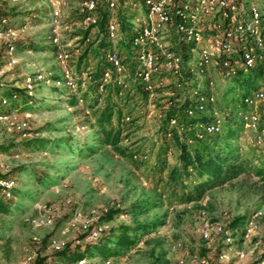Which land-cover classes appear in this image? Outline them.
Instances as JSON below:
<instances>
[{
    "label": "rangeland",
    "instance_id": "rangeland-1",
    "mask_svg": "<svg viewBox=\"0 0 264 264\" xmlns=\"http://www.w3.org/2000/svg\"><path fill=\"white\" fill-rule=\"evenodd\" d=\"M84 1L2 0L1 88L24 89L27 77L41 71L51 72L53 79L62 77L51 42L50 17L54 10L62 11L61 40L64 44L72 43L75 46L79 43L76 38L82 36L79 34L82 31L80 9ZM258 2L264 8V0ZM128 13L126 17L129 18L144 16L143 12L137 14L129 10ZM4 20L6 23H3ZM9 28L19 30L16 39L9 36ZM11 44L15 45L12 52ZM227 84L228 80L218 73H214L211 79L195 81V86L199 85L204 94L215 96L214 105L208 106L209 112L203 114L210 116L212 121L226 119L234 107L231 96L227 100L224 98ZM236 87L231 84L228 90H235ZM73 94L67 88L40 86L30 109L23 108V103L18 108L3 106L0 98V115H14L18 122L27 123V129L23 131L18 129L17 121L0 122V145H16L3 153L4 168L0 175L12 181V189L20 194L7 199L11 214H0V264H19L28 258L34 259L35 255L34 264H37L40 256L50 255L48 242L53 237L65 240L72 247L84 245L90 241L83 228L87 222L91 227L107 225L108 232L122 225L133 224L134 216L128 213L115 215L109 222L106 219L111 210L128 209L130 204L138 201L150 202L149 209L139 222L157 221L163 224L135 249L115 258V264H155L152 250L158 247L157 240L163 242L172 264H179L182 258L187 264H199L195 256L207 259L209 256L212 264H221L218 252L221 249L220 238L212 235L210 240H203V232L222 221L221 216L226 212L227 223L244 218L238 230L241 233L253 212L264 209L260 193L253 188L256 179L243 176L233 186L206 195L199 206L171 205L158 191L162 185H156L158 179L152 171L159 157L171 165L176 163L178 157L172 136L160 128L164 112L171 107L169 103L172 99L166 90H158L152 105L141 102V94L135 93L128 95L123 106L118 107L123 115L131 114L133 118L131 123L122 124L121 143V147L129 149L128 154L134 155L133 158L120 156L110 147L95 144L98 139L97 119L102 109L93 113L95 121L85 115L82 106L70 111L69 101ZM93 98L89 96V102H94ZM235 101L237 117L242 115L244 119V116L254 112L240 98L237 97ZM256 113L260 118L264 117V103ZM82 125H88V129L78 130ZM114 125H118L117 120ZM187 126L184 125L185 130L192 133L190 130L193 128L188 129ZM33 139H71L72 142L56 150L41 151L22 146ZM234 145L240 149L241 156L253 160L255 166L262 164L264 147L256 144L253 129L244 126ZM22 168L47 173L54 181L53 187L41 186L33 178L20 174L18 169ZM35 238L38 242H35ZM178 242L182 243V249L175 250ZM237 250L243 257L238 258L236 254L233 264H264V220L260 222L255 235L245 243L241 241ZM90 264H103V260L92 258Z\"/></svg>",
    "mask_w": 264,
    "mask_h": 264
},
{
    "label": "built area",
    "instance_id": "built-area-1",
    "mask_svg": "<svg viewBox=\"0 0 264 264\" xmlns=\"http://www.w3.org/2000/svg\"><path fill=\"white\" fill-rule=\"evenodd\" d=\"M129 10L137 14L143 12L144 16L126 17ZM101 12L108 13L103 31L98 25ZM80 14L81 30L90 33L84 42V36H78L79 43L73 46L61 40L62 11L52 12L51 42L62 77L53 79L51 72L44 71L27 77L23 87L28 96L35 97L40 86L67 88L77 101V106H69V110L82 106L85 115L93 118V113L103 109L109 97L121 108L128 95L137 93L141 94L138 96L141 102L152 105L158 90L163 88L172 99L169 106L189 101L185 114L194 119L209 112L208 106L215 103L213 94H204L199 85L195 86L197 79H211L218 73L229 83L259 70L262 72L259 88L243 100L245 106L254 109L251 115L244 116V126L256 132V144L264 147V130H259L260 117L256 113L264 103V8L258 0H85ZM121 15L126 17L125 29ZM8 34L16 39L19 30L9 28ZM103 40L107 46L97 48L98 58L91 53L83 56L90 44L98 47ZM14 50L15 45L11 44L10 51ZM99 67L105 69L97 76ZM89 96L95 98L94 102H89ZM2 104L8 106L9 100L2 98ZM5 120L17 121L19 130L27 129V123L18 122L17 116L0 115V122ZM132 120L131 114H124L122 124ZM223 123L224 118L207 124L197 123L193 127L195 136L203 139L220 134ZM178 125L177 118L171 119V127ZM87 129L88 125L78 128ZM3 158L0 153V171L4 168ZM13 185L9 179L0 178L1 193L6 199L13 197ZM221 217L222 221L204 230L202 238L210 240L212 235L218 236L221 240L219 262L233 264L236 256L243 257L242 253H237L239 243L247 242L258 231L264 220V209L253 212L241 233L239 228L229 227L228 213ZM83 228L91 241L108 232L104 224L91 227L87 222ZM34 240L38 242L37 238ZM67 246L65 240L53 237L48 242V252L60 253ZM174 249H182V243L178 242ZM35 257L19 264H34ZM195 258L199 264H212L207 258ZM75 264H90V259ZM103 264H115V258H108ZM179 264H187V261L182 258Z\"/></svg>",
    "mask_w": 264,
    "mask_h": 264
},
{
    "label": "trees",
    "instance_id": "trees-1",
    "mask_svg": "<svg viewBox=\"0 0 264 264\" xmlns=\"http://www.w3.org/2000/svg\"><path fill=\"white\" fill-rule=\"evenodd\" d=\"M107 20L108 13L101 12L98 21L101 31H103ZM121 20L123 29H125L126 17L121 15ZM89 33V30L79 32V34L84 36L82 42L85 41ZM105 46H107L105 40L98 47L90 44L86 48L83 56L86 57L91 53L98 58L100 55L97 48H104ZM31 47L35 48L34 45H31ZM103 69L105 68H98L97 76ZM261 74L262 72L258 70L247 76L235 78L227 84V91L224 98L226 99L231 96V103L234 104V107L229 117L224 118L223 129L220 134L205 136L203 139L195 136V133H193L194 130L191 128L197 123H210L212 119L207 116L194 119L188 118L185 114V108L188 106L189 101L184 104L171 106L164 112L165 115L160 128L172 136V141L178 149V157L176 163L172 165L166 159L159 157L154 163L152 171L158 179V184L156 185H162L158 191L166 197L171 205L199 206L206 195L215 190L233 186L243 176L256 179L253 183V188L257 189L264 201V158L260 166H255L254 161L242 157L240 149L234 145L239 140L240 132L244 128L243 116L240 115V117H237L238 110L235 100L237 97L240 100H244L247 95L257 90L260 86ZM231 84L237 86L235 90H228V86ZM94 87L92 86L91 89H94ZM0 95V98L9 100L7 107L18 108L19 104L23 103V108L30 109L31 105L34 104V97L28 96L24 89L8 90L0 87ZM69 105L72 107L77 106L75 97L71 98ZM100 112L97 119L98 139H96L95 144L110 147L120 156H130V158H133L134 155L128 154L129 149L121 147L123 112L118 108L116 101L109 97L105 107ZM173 118L178 119V126H170V121ZM115 120L118 122L116 126L114 125ZM185 124L186 126L188 125V129H191L190 131L192 133L185 130ZM259 130H264V117L260 118ZM71 142V139L63 141L33 139L25 142L22 146L27 149L37 148L41 151L47 149L56 150L63 145H70ZM15 147L16 145H0V153L9 152ZM18 171L22 175L33 178L41 186L53 187L52 184L54 181L47 173H38L27 168L18 169ZM0 178L4 177L0 175ZM19 195L18 191L15 189L12 190V196L14 198ZM7 201L0 189V214H11V206ZM149 203V201H138L130 204L128 209L111 210L107 215L106 221H112L115 215L128 213L134 216V223L122 225L117 229L105 233L98 240H90L84 245L72 247L68 244L67 248L60 253H53L45 257L40 256L37 264H50L53 262L75 264L85 258H99L104 261L108 258L125 256L126 253L135 249L142 241L147 240L163 224L157 221L139 222L140 217L149 209ZM242 220L244 218L231 221L229 227L232 229L239 228ZM86 235L88 236L89 234L86 233ZM156 242L158 247L152 250L155 264H172L168 258V251L165 250L163 242L161 240H157ZM202 253H205V251H202ZM203 256L206 255L203 254ZM208 259L210 260L211 257L208 256Z\"/></svg>",
    "mask_w": 264,
    "mask_h": 264
}]
</instances>
